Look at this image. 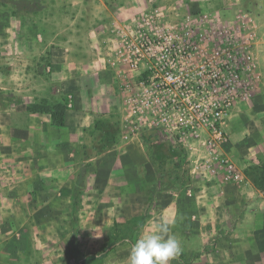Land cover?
I'll return each instance as SVG.
<instances>
[{
	"label": "crops",
	"instance_id": "0c3cea01",
	"mask_svg": "<svg viewBox=\"0 0 264 264\" xmlns=\"http://www.w3.org/2000/svg\"><path fill=\"white\" fill-rule=\"evenodd\" d=\"M41 2L43 7L36 12L13 10L11 5L0 3V52L6 54L0 56V264H32L31 260L17 262L11 254L50 255L46 229L38 233L26 230L16 237L8 231L10 225H19L18 221L12 222L11 212L16 208L31 209V224L51 222L53 218L45 214L50 208L69 207L74 215L75 178L83 164L91 163L93 170L88 172L77 201L81 200V209L87 213L79 219L77 238L96 242L83 251L75 247V255L103 249L114 222L120 226L130 224L135 206L127 193L141 187V183L145 187L156 175L146 142L123 121L124 106L116 111L120 132L114 146L88 159L75 152L85 142L86 131L93 128L95 120L115 110L111 103L94 105L93 87L85 81H94L105 92L120 90L117 65L111 62H117L113 51L120 31L116 26L124 30L125 24L117 23L115 15L111 20L105 17V2L104 10L97 5L93 23L87 21L83 11L85 0ZM229 2L209 12L233 24L235 29L230 34H239L251 44L258 63V76L250 94L235 103L222 123L227 139L220 151L233 163L239 177L224 180L221 173L206 174L202 160L207 154L204 138L191 137L185 149L190 150L187 160L191 162L192 183L155 192L152 204L146 203L148 210L144 209L147 217L136 225L132 235L108 247L103 257L105 264H128L132 241L154 231L162 219L172 223V234L180 238L183 248L170 264H264V193L244 173L245 167L259 164L264 158V0ZM119 10V14H126L128 8L121 6ZM172 13L159 7L156 14L170 17ZM98 28H104V38L109 41L106 45L100 42L105 58L100 54L89 58L94 54L93 46L99 50L101 36H95V43L81 42L80 38L87 29L94 37ZM37 36L43 38L41 42L36 41ZM8 48L15 50L10 56ZM35 49L45 55L43 61L49 71L43 66L40 72V66L33 61L30 53ZM110 54L114 57L111 62L107 61ZM38 80L42 83L38 84ZM84 92L88 98L82 102L80 95ZM66 96L69 100L64 102ZM41 98L64 102L62 125H54L47 112L31 110ZM105 161L113 163V168ZM107 176V183H101ZM170 182L178 185L173 171ZM34 240L40 241L41 250L35 251Z\"/></svg>",
	"mask_w": 264,
	"mask_h": 264
},
{
	"label": "built area",
	"instance_id": "2783aa9c",
	"mask_svg": "<svg viewBox=\"0 0 264 264\" xmlns=\"http://www.w3.org/2000/svg\"><path fill=\"white\" fill-rule=\"evenodd\" d=\"M157 10L137 18L130 33L116 26L117 62L112 54L107 61L118 72L125 64L123 121L143 140L178 142L184 149L191 137L202 136L205 173L237 179L239 172L220 151L227 139L222 123L258 76L252 46L212 12L170 10L172 16L160 17Z\"/></svg>",
	"mask_w": 264,
	"mask_h": 264
},
{
	"label": "rangeland",
	"instance_id": "374dc122",
	"mask_svg": "<svg viewBox=\"0 0 264 264\" xmlns=\"http://www.w3.org/2000/svg\"><path fill=\"white\" fill-rule=\"evenodd\" d=\"M229 1L232 0H85L84 4L82 5L83 11L85 12V15L87 16V21H91L90 23H93V19L97 18L94 16V11L98 10V6H100L101 9H105V6L102 5V3L105 2L106 4V16L108 17L107 19L111 20L115 15V20L117 23H122L125 24V30L129 31V33L136 27L135 20L137 18L143 16L145 12L149 11H154L155 9L160 8H166L170 10H176L185 12V11H209V9H217L219 6H228L230 3ZM0 3H7L12 6L11 9H18V10H32L33 12H36L37 10H41L42 2L41 0H0ZM99 4V5H98ZM98 5V6H97ZM121 6H127L128 10L125 12L126 14H119L118 12L119 7ZM53 8V7H52ZM211 18L215 19L217 16L215 12L211 14ZM134 19V20H133ZM95 23V22H94ZM88 25V24H87ZM119 28V27H118ZM85 32L80 38V41H86V42H97V38L95 36H101L99 41V50L96 49L94 46V54H90L89 58H92L95 56V58H98L99 54L103 56V51L101 53V41L103 42V45H106L109 43L107 39L104 38V34L106 33L104 28H98L97 31L94 32V37L91 36L90 31L84 30ZM62 35L65 33V31H60V34ZM71 37L74 38V31L70 30ZM7 39H10V36L8 35L6 37ZM43 38H39V36L36 37V41L41 42ZM36 47H38L36 45ZM12 49H7V56H10L13 54L14 51H11ZM103 50V49H102ZM39 49L32 50L30 55L35 62V64L40 66V72H41V67L45 66L46 70L49 71V67L46 66V61H43L45 58V55L43 52H39ZM20 52V51H19ZM15 54V53H14ZM6 56V54H2L0 52V56ZM24 55V54H23ZM22 55V56H23ZM21 56V55H20ZM3 66H6L5 64H2ZM119 72L121 75H119L117 83L119 84L120 90L115 93H113L112 89H109V91L105 92V89L103 87H98L95 84L94 81H85L87 86L93 87L94 93L91 96L93 98V104L96 105L98 103H102L104 105L110 104L115 106V110L113 113H108L107 116L111 121H118V116H116V111L123 110L124 106V99L125 97L123 96L122 92V86L124 83L128 81L127 78V72L125 68V64H120L119 67ZM107 83L111 82V80H107ZM42 83L41 80H38V84ZM117 85V84H116ZM117 85V88L119 87ZM119 89V88H118ZM8 91V90H7ZM7 95V94H6ZM89 95V94H88ZM8 96V95H7ZM88 96L85 94V92L80 95V99H82V102L87 99ZM64 102L69 100V96H66V98H63ZM60 99L52 98L51 100L46 99V98H41L39 101H37V104H35L32 107L35 106H52L54 104H59V103H64ZM100 105V104H99ZM122 108V109H121ZM120 127V126H119ZM120 130V128H119ZM87 136L85 142L82 144H79L75 148V152H77L79 157L83 156V149L84 147L89 148V151L94 154L96 151V144L97 141L100 137V132L94 128H91L90 130L86 131ZM120 132V131H119ZM146 147L149 151L148 145L146 144ZM184 158H179V157H172L166 159L165 163L163 165L155 164L156 167V175L153 177L152 181H149L150 183L146 185L145 187L142 186L143 184L141 183V187H133L132 190L127 193L129 197L132 200L133 205L135 208L133 209V220H131L130 224L120 226L117 222H114L113 225L110 226V231H109V239L108 242H112L111 244H114L115 242L121 241L125 236L129 237L134 233L136 230V225L139 224L142 221V217H147L148 213V204H152L153 202V194L159 190L163 191H170L173 190L172 188L178 187V186H183L185 182L192 183L191 177V162L190 160H187L188 152L190 150L184 149ZM95 155V154H94ZM177 161L178 167L173 166V162ZM109 163L110 161H105L103 163ZM79 165V164H78ZM109 168H113V163H109L107 165ZM82 167V166H81ZM81 167L78 169L77 174L81 170ZM174 172V178L177 177L178 182L177 186L176 185H171L170 179H171V172ZM76 174V176H77ZM195 176V174H194ZM101 177H99L100 179ZM109 178L107 176L105 179H102L101 183L106 184L107 181L106 179ZM194 179V178H193ZM197 179H206L203 177H198ZM76 180V178H75ZM207 180V179H206ZM106 181V182H105ZM143 187V188H142ZM81 201V200H80ZM80 201L78 202L76 208H75V214L73 215L72 213V208L66 207V208H50L48 209L47 215H49L50 218H53L52 221L46 224H39V223H34L31 224L29 223V214L31 213V209L28 208H16L11 212V217L12 222L18 221L19 225H10L8 231L10 233H13L16 237L17 233L24 235L26 230L28 232H35L38 233L42 228L46 229L47 234V247L49 248L50 255H41L39 254H34L31 257L29 255H24V256H17L14 257L13 254H11L12 258H15V260H19L17 262H21L22 260H31L32 264H38L42 262V264H105L103 257L100 256L99 254L102 252L101 250L96 251L94 254H88V255H75L74 254V249L75 247H80V249L83 251L85 249L84 247L91 244L93 246V243L96 242L90 239L86 240H81L77 238L80 230V223L79 219L81 217H84L87 215V213L81 209V204ZM147 210L145 211L144 209ZM88 211V209H85ZM60 220H59V219ZM64 218L65 221L61 222V219ZM38 219V218H37ZM39 220V219H38ZM59 220V223L57 221ZM18 226V229L15 227ZM59 232L60 235H63V238H59L60 235H57L56 233ZM45 233V232H44ZM19 237V236H18ZM25 237V236H23ZM107 242V243H108ZM34 243L36 244V250H41L40 247V241L34 240ZM132 243H134L132 241ZM97 244V243H96ZM35 247V246H34ZM25 252V251H24ZM4 258L8 259V257L3 256ZM11 261H13L11 259ZM47 261V263H45ZM25 262V261H24Z\"/></svg>",
	"mask_w": 264,
	"mask_h": 264
},
{
	"label": "trees",
	"instance_id": "16d2710c",
	"mask_svg": "<svg viewBox=\"0 0 264 264\" xmlns=\"http://www.w3.org/2000/svg\"><path fill=\"white\" fill-rule=\"evenodd\" d=\"M66 105L64 103L54 104L50 106H35L31 107V110H42L44 112L49 113L51 117V122L54 125H62L63 124V114ZM94 128L100 132V137L96 144V151L94 154H99L106 148H111L118 141L119 135V126L118 121H111L108 117H100L95 120ZM145 140V139H144ZM146 144L149 148V153L151 160L154 164L163 165L168 158L179 157L184 158L186 154H184L183 147L178 142H158V141H146ZM92 153L89 151V148L84 147L83 149V157L84 159H88L92 157ZM178 162H173V166L178 167ZM93 170L91 163H85L82 165L81 170L77 175V179L75 181L74 190H73V200L72 207L73 210L77 206V201L80 199V195L85 186V182L87 179L88 172ZM244 173L247 177L251 179L253 184L264 193V158L261 159L259 164L248 165L244 169ZM145 217H142V220ZM112 242H108L105 247L102 249V252L99 254L104 256L107 252L108 247Z\"/></svg>",
	"mask_w": 264,
	"mask_h": 264
},
{
	"label": "clouds",
	"instance_id": "9594fccd",
	"mask_svg": "<svg viewBox=\"0 0 264 264\" xmlns=\"http://www.w3.org/2000/svg\"><path fill=\"white\" fill-rule=\"evenodd\" d=\"M182 250L180 238L172 234V223L162 219L154 231L142 233L132 244L128 264H170Z\"/></svg>",
	"mask_w": 264,
	"mask_h": 264
}]
</instances>
